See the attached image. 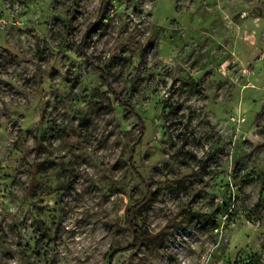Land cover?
<instances>
[{
    "label": "rangeland",
    "instance_id": "rangeland-1",
    "mask_svg": "<svg viewBox=\"0 0 264 264\" xmlns=\"http://www.w3.org/2000/svg\"><path fill=\"white\" fill-rule=\"evenodd\" d=\"M146 192L112 264H264V0H0V264H107Z\"/></svg>",
    "mask_w": 264,
    "mask_h": 264
},
{
    "label": "trees",
    "instance_id": "trees-1",
    "mask_svg": "<svg viewBox=\"0 0 264 264\" xmlns=\"http://www.w3.org/2000/svg\"><path fill=\"white\" fill-rule=\"evenodd\" d=\"M122 104H126V103L122 102ZM128 107H129L130 111L135 115L134 109L130 106H128ZM135 117L138 120V122L141 124V133L138 137V140L135 143V144H138L141 142V139L144 135L145 127H144V123H143L142 118L138 115H135ZM129 165L131 166L134 173L142 180L143 179L142 175L135 168V165L133 162V154H130V156H129ZM148 197H149V194H148V192H146V194L143 196V198L140 201L134 203L133 205H131L130 207L127 208L126 213H127V217H128L129 227L132 231V240L126 246L116 248L115 250L110 252L109 255L107 256V264H112L114 256L118 253H130V252L133 253V252H135L138 249V247L141 245L142 240L144 238L152 236L149 231L140 229V227L137 224V221L135 218V213H134V210L139 205H141Z\"/></svg>",
    "mask_w": 264,
    "mask_h": 264
}]
</instances>
